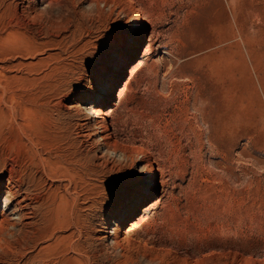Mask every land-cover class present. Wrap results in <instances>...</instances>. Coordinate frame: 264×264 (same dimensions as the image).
<instances>
[{"label":"rangeland","instance_id":"rangeland-1","mask_svg":"<svg viewBox=\"0 0 264 264\" xmlns=\"http://www.w3.org/2000/svg\"><path fill=\"white\" fill-rule=\"evenodd\" d=\"M0 3L13 45L36 47L27 124L64 132L101 169L92 264H264V0ZM110 87L103 132L93 113ZM11 220L0 264H40Z\"/></svg>","mask_w":264,"mask_h":264},{"label":"bare ground","instance_id":"bare-ground-1","mask_svg":"<svg viewBox=\"0 0 264 264\" xmlns=\"http://www.w3.org/2000/svg\"><path fill=\"white\" fill-rule=\"evenodd\" d=\"M1 3L0 199L5 196V207L0 206V228L5 224L12 225V215L18 213L26 230L31 233L27 242H32L34 257L40 264H92L94 257L99 256L93 247L94 241L103 235L99 229L103 223L99 222L97 213L104 209L107 196L102 194V184H93L90 188L89 177L102 176L101 169L91 167V162H84L64 132L52 127L30 128L27 124L28 113L37 106L35 95L25 94L30 86H35V80L37 82L36 47L31 45L21 49L13 45L10 37L20 32L16 31L13 22L6 20L9 7H3ZM30 39L34 44V37ZM124 68L122 63L119 74L124 73ZM26 71L27 75H24ZM10 72L17 74L9 75ZM112 96L110 87L99 99L93 113L96 123L102 124L103 132L110 131L107 122H103L106 116L103 105ZM18 140L24 149L13 147ZM154 182H157L156 176ZM110 189L115 191L111 185ZM158 201L152 200L144 206L143 214L128 227L126 236H131L138 222L144 220ZM120 212L118 209L115 213L118 215ZM119 240H115L117 244H120Z\"/></svg>","mask_w":264,"mask_h":264}]
</instances>
